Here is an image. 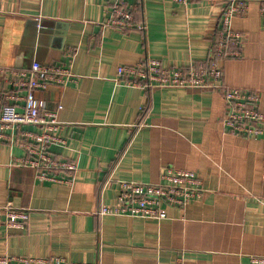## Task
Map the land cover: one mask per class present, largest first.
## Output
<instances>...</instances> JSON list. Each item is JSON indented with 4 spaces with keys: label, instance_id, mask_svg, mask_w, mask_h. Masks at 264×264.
<instances>
[{
    "label": "crops",
    "instance_id": "crops-1",
    "mask_svg": "<svg viewBox=\"0 0 264 264\" xmlns=\"http://www.w3.org/2000/svg\"><path fill=\"white\" fill-rule=\"evenodd\" d=\"M260 5L252 0L233 17L240 55L217 64L226 86L259 93L264 113ZM118 6L131 26L107 24ZM222 7L223 0H0L2 89H11L12 70L34 61L68 65L77 79L36 92L48 110L61 104L66 144L50 150L76 163L70 184L38 180L19 164L25 152L0 141V206L29 212L23 230L0 225V255L91 264H252L251 256H264V132L231 133L217 90L146 91L116 79L119 65L143 56L166 67L206 62ZM168 167L194 171L201 197L168 207L161 220L97 215L116 203L117 180L157 182Z\"/></svg>",
    "mask_w": 264,
    "mask_h": 264
},
{
    "label": "built area",
    "instance_id": "built-area-1",
    "mask_svg": "<svg viewBox=\"0 0 264 264\" xmlns=\"http://www.w3.org/2000/svg\"><path fill=\"white\" fill-rule=\"evenodd\" d=\"M186 5L191 2L214 0H171ZM252 0H223L216 29V40L209 59L202 64L166 67L148 56L135 65L116 68L118 82L132 88L150 91L157 88L212 89L220 92L225 105L223 124L236 135L257 137L264 132V113L259 109L260 95L255 90L226 86L217 60L240 55L241 34L232 29L234 16L246 12ZM264 18V0H259ZM131 14L121 6L112 8L107 24L118 28L131 26ZM139 28L144 29V25ZM71 55V53H69ZM76 75L68 65L43 64L34 61L29 69L12 70L11 89L0 86V141L20 147L25 156L19 164L36 170L40 181L71 183L76 163L56 157L50 148L64 147L61 132L64 123L56 111L48 110L36 92L50 86H65L76 82ZM32 127L35 130L23 129ZM6 131H9L7 133ZM109 180V179H108ZM204 193L201 179L194 171L168 167L157 182L117 180L116 203L103 205L98 215H125L161 220L171 206H187ZM29 217L28 209L15 208L8 202L0 206V225L7 230H23ZM252 264H264V256H251ZM0 264H91L67 262L61 257H29L2 254Z\"/></svg>",
    "mask_w": 264,
    "mask_h": 264
},
{
    "label": "trees",
    "instance_id": "trees-1",
    "mask_svg": "<svg viewBox=\"0 0 264 264\" xmlns=\"http://www.w3.org/2000/svg\"><path fill=\"white\" fill-rule=\"evenodd\" d=\"M98 215V214H97Z\"/></svg>",
    "mask_w": 264,
    "mask_h": 264
}]
</instances>
